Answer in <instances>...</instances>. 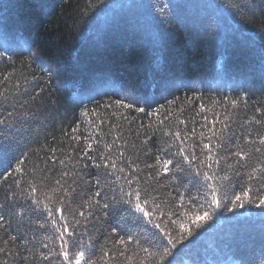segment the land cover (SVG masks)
Segmentation results:
<instances>
[{
	"label": "trees",
	"instance_id": "trees-1",
	"mask_svg": "<svg viewBox=\"0 0 264 264\" xmlns=\"http://www.w3.org/2000/svg\"><path fill=\"white\" fill-rule=\"evenodd\" d=\"M165 3L168 8H161ZM153 33L163 34V48L154 42ZM2 44L9 45L12 59H0V120L4 121L0 124V145L5 149L0 152V214L5 216L0 248L7 249L0 252V264H49L38 258L39 252L49 251L42 243L50 248L59 246L58 241L53 244L58 235L54 229L39 227L48 217L27 199L30 181L54 185L61 172L68 171L65 179L72 191L65 215L69 208L85 210L80 206L96 190L97 177L102 185L105 179L112 187L123 183L117 180L118 174L105 178V169L93 167L84 158L83 139L79 145L71 140V130L77 125L80 130L76 135L83 137L92 131L85 130L87 121L96 117L82 116L85 109H95L105 121L95 138L111 142L116 136L123 137L117 147L132 158L133 167L139 166L142 171L138 174L146 177L153 170L145 165L154 164L155 156L161 155L171 141L162 131L165 127L175 131L178 121H184L197 134L207 132L203 126L216 117L222 119L230 100L246 103L227 108L231 119L226 121L228 128L220 139L214 140L221 146L214 148L212 169L201 168L228 177L216 181L221 207L210 208L205 202L207 182L195 174L199 161H194L192 168L185 166L183 172L173 167L171 173L152 181L165 212L175 213L172 221L181 218L179 203H172L179 194L211 213L212 218L202 221V227L191 225L192 235L177 243L171 255L162 259L158 255L171 248L159 229L127 213L122 214L130 221L127 231L111 214L104 218L97 211V218L89 217L77 226L73 240L90 243L88 252L95 254L93 258L102 254L101 249H111L110 264H235L241 257L246 264H256L264 255V209L247 203L232 211L225 206L247 186L251 168L264 160L253 150L258 144L246 143L255 139L257 132L264 133V126L249 123L254 116L260 118L255 110L264 107V0H0ZM0 51H4L2 46ZM9 73L13 75L5 81ZM133 96L150 98L152 106L147 112L160 109L158 115L104 108L116 99L128 102ZM201 104L205 106L202 113ZM138 106L146 107L143 103ZM178 126L185 129V124ZM215 127L219 132L218 120ZM190 144L196 145V155L203 160L198 135L185 141L186 151H191ZM178 147L177 141L169 151L174 153ZM240 148L251 152V157L237 164L233 153ZM51 149L56 150L55 155ZM59 159H65L64 166ZM112 159H117L115 150ZM20 161L23 176L13 171ZM118 163L124 166L123 161ZM73 167L79 176L72 175ZM33 169L35 177L29 174ZM16 180L21 181L19 186ZM250 183L255 198L259 182ZM35 195L43 199L40 190ZM186 208L190 211L192 205ZM68 219L72 217L68 215ZM161 219L175 238L179 225L166 217ZM112 228L120 235H135L139 246L133 243L127 250L122 245L114 249L118 237ZM11 236L17 239L11 240ZM141 248L157 255L149 256ZM27 249L37 254L34 262L21 259ZM121 251L125 255H120ZM60 261L62 257L54 258L52 264Z\"/></svg>",
	"mask_w": 264,
	"mask_h": 264
},
{
	"label": "snow or ice",
	"instance_id": "snow-or-ice-1",
	"mask_svg": "<svg viewBox=\"0 0 264 264\" xmlns=\"http://www.w3.org/2000/svg\"><path fill=\"white\" fill-rule=\"evenodd\" d=\"M234 7H238V5H233ZM163 9L168 8V4L165 3L160 6ZM154 42L163 48V34L162 33H153ZM4 48V51H0V59L7 58L11 61L12 57L8 55L10 51V47L7 44L0 45ZM33 55H35L33 53ZM13 74L9 73L8 76L4 77V80L7 81L9 77ZM18 88L19 85L17 84ZM6 91V90H5ZM40 91H43L41 89ZM6 98V97H5ZM246 103V100H230L226 102L225 111L223 114V118L220 119L216 117L211 122H206L203 126L207 128V132L201 131L199 134L196 133L195 128L188 129L187 124L184 121H178L176 125V130L173 131L170 127H165L162 131L164 135H167L171 138V141L168 144V147L161 150L162 154L155 156L154 164H146L145 167L148 169H152V172H149L146 177H141L138 173L142 170L138 165L133 167L135 162L132 160L130 156H125V152L121 150V148L117 147V141L122 140L123 137L116 136L113 138L111 142H107L104 140L96 139V131L100 129V125L105 121L100 117L98 113H96L95 109H85L81 115L84 117H89L94 115L95 119H90L87 121L86 131L88 128H91L92 131L88 133L87 136L81 137L80 135H76L79 132V125L73 127L71 132V140L77 142L79 145V141L83 139L84 146L81 149L84 158L87 161L92 163V166L100 169H105V178L111 174H118L117 180H123V183H117L115 187L110 186L105 179V183L101 184V179L99 177L95 180L96 190L91 193L87 200H84L81 204V208L85 210H71L69 208L68 215L72 217L71 220L68 219V215H65V205L66 202L70 204L69 196L71 194V188L68 185L66 177L69 176L68 171L61 172V179H56L54 185H37L35 181H30L28 184L29 194L27 195V199H30L33 204L39 206L40 210L46 212L48 217L47 223H40V228L51 227L54 229V232L58 235L55 236L53 240V244L57 241L59 242V246L57 247H49L48 243H42V248L49 249L47 252H39L38 258L41 261H48L49 264H52L54 258H61L60 264H110L113 260V257L109 255V250L101 249V255L98 258H93L94 253L89 254L88 249L91 248L90 243H82L80 241H75L73 238L76 236V228L87 222L89 217L97 218L96 212H99V215L107 218L111 214V217L116 223L125 231H127L130 221L126 220L123 213H127L134 220L146 219L148 224H151L153 227L159 229L161 233H163L168 238V243L171 245V248H164L161 253L158 255L162 259L163 257L171 255V249L176 248L177 243L182 242L186 236L192 235V227L191 225L195 224L196 228L202 227V221L206 222L210 220L211 213L207 210H201L197 208L191 199L186 200L183 194H179L175 198H172V203H179L180 209L182 210L181 218L179 221H172L173 213L171 210L165 212L164 207H162L161 202L158 200V197L154 194L156 189L152 184V181L156 180V177L167 175L172 172L173 167H175L176 171L183 172L185 170V166L188 168H192L194 161H199L195 174L197 176H201L206 183V188L208 189L205 193V202L208 203V206L211 208L213 205L215 208L221 207V198L219 195L220 188L217 186V180H225L228 179L227 176L219 177L215 173L209 174L207 171H201L202 167H206L208 169H212L213 161V152L214 148L220 147L221 145L216 143L214 144V140H219L224 129L228 128V124L226 121L231 119V114L227 111L228 107L232 109H236L238 105L241 103ZM140 103L146 105V107L138 106ZM151 99L146 97H131L130 101L126 102L123 99H116L109 104L104 105L105 110L108 108H114L117 111L121 109L125 111H135L136 113H144L146 115L157 116L160 109H156L151 113L147 112V108H151ZM205 111V106L203 104L200 105V112ZM259 113L260 118L257 119L255 116L252 121L255 124L264 126V107H259L255 110ZM200 113H197L199 115ZM11 115V113H9ZM121 116L124 119L127 117ZM206 120V117H205ZM219 121L221 128L218 132L216 130V123ZM4 121L0 120V124H3ZM160 124H163V121H160ZM179 124H185V129L181 130L179 128ZM94 126V127H93ZM151 127V125H149ZM111 132V128L109 129ZM198 135L199 144L202 145L200 148L201 153L204 155L203 160L196 155L195 152V144H190L189 148L191 151H186L184 148L185 141L190 140L193 136ZM179 142V147L176 152H170L169 149L174 146L176 142ZM207 141V142H205ZM147 140H144L143 143L147 144ZM246 143L250 145H259V147H254L253 150L257 153H261L264 156V133L257 132L256 138H249L246 140ZM93 144L97 145L94 149ZM4 146L0 145V152H3ZM113 150H115V154L117 156L116 160L112 159ZM206 150V151H205ZM53 155H55V149H51ZM90 152H96L98 155L93 156L90 155ZM166 153L167 155H163ZM238 159L236 161L239 164L241 161H246L250 159L251 152H246L243 148H240L238 151L233 153ZM181 157V159H175V157ZM118 161H123L124 166H120ZM59 164L61 166L65 165V159H59ZM216 164L219 163L218 160L215 161ZM23 161H20L17 166L13 169V171L17 174V176H23L25 174V170L22 167ZM84 168H87L88 165L84 164ZM247 166V165H245ZM232 167V165H229ZM111 168L114 170L113 172H108L107 170ZM43 171V170H41ZM33 177L36 175V170L33 169L29 173ZM11 173H8L7 176H11ZM72 175L79 176L80 173L75 171L73 167ZM5 176V179H7ZM41 180L44 179L43 176L40 177ZM247 179L249 183L246 187L242 189L239 194L234 195L232 197L230 203L225 206L229 211H232L236 208H244L246 203L248 205H254L257 208L264 209V194H260L264 192V160L259 161L255 166L251 168V171L247 173ZM256 180L259 182V187L257 188V195L255 198L252 196L253 187L250 183L251 181ZM20 180L14 181V183L19 186ZM47 187L48 191L44 192L43 188ZM40 190L43 196V199L36 196L35 193ZM169 197H171V193H169ZM210 197V201L207 199ZM186 205H192L191 210L189 211L186 208ZM3 205H0L2 208ZM140 214L137 217L135 214ZM59 214V215H57ZM251 214V213H250ZM77 216L80 219H77ZM161 217H166L167 221L172 223H177L179 225L180 231L177 233L176 237L173 238L171 232L167 231V222ZM157 220L160 222L157 223ZM5 226V216L0 214V228ZM138 226V225H136ZM112 233L116 234L118 237L117 240L113 242L112 247L115 249L118 245H122L125 250L129 248L130 245L135 243L139 246V240L135 235L127 234L120 235L117 232L116 228L111 229ZM11 240L15 241L17 239L16 236H11ZM47 239V238H46ZM7 245V241H5ZM6 247L0 248V252H6ZM141 251L145 252L149 256L157 255L155 253L150 252L147 248H141ZM8 255H12L11 252H7ZM120 255H125L123 251L119 253ZM15 255L19 256L20 253L17 252ZM21 259L25 262L35 261L37 259V254L33 252L32 249H27V255L21 257ZM7 264V261L4 262ZM171 264V262H170ZM235 264H246V261L243 257ZM256 264H264V255L257 260Z\"/></svg>",
	"mask_w": 264,
	"mask_h": 264
}]
</instances>
